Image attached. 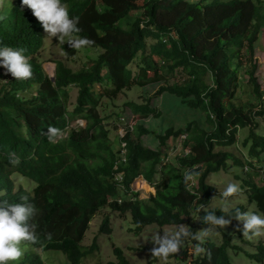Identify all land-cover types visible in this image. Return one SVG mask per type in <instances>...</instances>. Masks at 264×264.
<instances>
[{"label":"trees","instance_id":"1","mask_svg":"<svg viewBox=\"0 0 264 264\" xmlns=\"http://www.w3.org/2000/svg\"><path fill=\"white\" fill-rule=\"evenodd\" d=\"M210 1L62 0L71 16L80 17L82 31L78 35L94 40L92 48L101 52L79 71L64 61H53L55 81L44 71L45 31L31 10L21 9V0L0 10V16L5 17L0 20V47L23 49L34 74L30 80H15L0 67V201L22 203L21 197L27 196L39 210L33 223L40 242L26 244L43 252H62L70 264H81L88 253L98 249L97 238L87 251L82 242L93 218L105 208L121 217L131 215L135 228L129 230L137 234L149 227L190 225L195 215L208 227L202 221L205 210L226 218L234 216L236 208L247 211L244 205L229 211L208 209L214 194L208 180L231 159L236 166L255 169L247 158L216 152V148L235 146L242 129H249L243 146H249L252 159L263 162L264 135L257 132L256 120L264 118V92L256 76V44L264 29V0ZM64 50L68 58L76 54L69 45ZM242 70L260 104L247 107L235 103ZM159 83L163 85L155 97L169 93L187 107L202 111L211 131L200 129L196 122L177 130L168 128L157 135L159 148L154 150L142 142L143 136L152 133L149 129L137 125L129 130L122 139L127 145V161L119 172L126 193L119 203L121 193L113 175L120 150L114 147L99 108L105 99L114 101L134 87ZM70 87L78 89L71 110ZM126 106L142 119L162 116L150 100L130 101ZM77 120L86 121V126L71 127ZM49 126L65 133L57 143H49L42 135ZM171 139L183 142L176 164L165 162ZM13 151L20 158L15 167L8 162V153ZM186 172L197 174L190 188L184 182ZM15 175L34 182L33 190L17 189ZM140 176L155 189L148 199H140L139 192L131 190ZM243 186L249 203L264 216V183L246 180ZM45 233H51L52 238L46 239ZM100 233H113L109 214L104 216ZM232 239L224 233L221 244L211 239L203 242L212 252L210 262L206 256L192 254L189 263L193 248L184 244L167 264H172L171 260L234 264L229 249L239 247ZM114 255L116 260L105 264H132L119 247L114 248ZM250 256L264 264V244H257ZM22 259L10 264H44L39 253H24ZM158 260L154 257L149 264Z\"/></svg>","mask_w":264,"mask_h":264},{"label":"rangeland","instance_id":"2","mask_svg":"<svg viewBox=\"0 0 264 264\" xmlns=\"http://www.w3.org/2000/svg\"><path fill=\"white\" fill-rule=\"evenodd\" d=\"M15 2L16 0H0V10H3L5 7L10 6L11 3ZM65 45H67L66 41L61 44L57 38H47V34L45 33V47L41 53V62L43 63V68L47 75H53L55 72L56 64L53 61H64L73 71H79L89 62L91 58H95L101 52V50L97 48H85L79 50L78 52L76 51L75 55L68 58L64 50ZM256 51V59L259 63L256 76L258 77L262 91L264 92V29L262 30L260 40L256 44ZM2 72L5 73V69ZM240 77L241 88L239 89L238 97L236 98L235 103H242L247 105V107H250L253 104H260L258 99L252 94V87L248 84V76L245 74L244 70H242ZM161 85H163V83L152 84L143 88L134 87L132 90L125 91L114 101L107 99L102 101L101 107L99 108V114L104 119V124L110 131V139L112 140L115 148H118L120 145L117 134L120 122H128L134 127L137 125H144V127L149 129L152 133L150 135L143 136L142 142L145 146L154 150L159 148L157 135H163L168 128H174L177 130L185 128L191 122H196L200 129L211 131V127L207 123L206 117L202 111L187 107L179 98L169 93L155 97L154 95ZM68 91L70 94L69 108L71 110L76 104L78 89L76 87H70ZM26 95H31V93H26ZM147 100H150L151 105L162 113L161 117H149L146 119L135 117L131 109L126 106V103L130 101L145 103ZM122 118L125 119V122L121 121ZM256 121L258 123L257 132L264 135V118L258 117ZM76 126L85 127L86 121L77 120L71 125V127ZM248 135L249 129L246 128L240 130L238 134V143L235 146L225 149L216 148V152L224 151L233 154L234 157L239 159L247 158L256 165L255 169L248 166L245 168L236 166L234 164V160L231 159L225 169L212 174L209 177L208 183L214 187V194L212 195V202L210 203L208 209L216 208L223 210L227 208V211H229L237 206L244 205L247 208V211L262 215L258 212L255 204L249 203L244 192L246 187L244 188L243 185L246 180L254 182L257 185H262L264 183V155L262 156L263 162H260L257 158L252 159L250 157L249 146H243V142ZM182 150V140L171 139L168 142V153L166 155L165 162L169 161L168 163L176 164L177 157L178 155H181ZM156 179H160V175H157ZM14 180L17 189L19 187H23L28 191H32L35 187L34 182L19 175H15ZM139 180L142 179H136L133 186L138 190L140 199H148L151 194H154L155 189L147 182L146 183L149 186L148 190L139 189L136 187ZM229 183H236L240 188V192L235 194L233 197L228 198V201H225L221 197V193L226 189ZM107 214L111 217L113 227V233L111 235L100 233L101 223L104 216ZM237 224H239V222L234 220L228 228H216L213 234L205 238V240L211 239L212 241L221 244L223 242L224 233L231 235L233 237L231 242L239 247V249H229V256L232 262L234 264H259L256 260L251 258L250 254L256 252L257 244L260 242L264 244V236L254 237L251 239L246 238L242 235V232L235 231ZM187 226L189 231H191L190 228H192L194 232L207 228L200 224V220L197 215L193 216L192 223ZM133 228H135V226L132 223L131 215L128 214L127 216L121 217L119 212H115L110 208L103 209L91 221L90 227L82 242V247L87 251L93 245L94 239L97 238L96 244L98 249L88 253L81 264H105L109 261H115V247H119L132 264H149L154 259V257L150 254V250L154 247L151 241L152 237L157 233H161V235H163L162 232L164 231L174 233L178 230L177 226L164 228L155 226L144 229L141 233L137 234L134 233V230L132 232L129 230ZM184 244H187L192 248L195 246L191 238L186 239ZM21 247L24 253H30L36 250L35 252L39 253L44 264H70L62 252H43L41 249H34L31 245L26 243L22 244ZM191 255L192 253H190V257L188 258L189 263L192 260ZM170 263L185 264L184 262L179 263L176 260H171ZM156 264H164V262L159 259Z\"/></svg>","mask_w":264,"mask_h":264},{"label":"clouds","instance_id":"3","mask_svg":"<svg viewBox=\"0 0 264 264\" xmlns=\"http://www.w3.org/2000/svg\"><path fill=\"white\" fill-rule=\"evenodd\" d=\"M24 8L31 10L33 16L42 25L47 38H57L61 44L66 41L67 45L77 52L81 49L91 48L95 44L94 40L78 35L82 31L78 27L80 17L71 16L68 4L63 3L62 0H21V9ZM3 19L5 17L0 16V20ZM0 67L5 69V75L10 74L15 80H30L34 75L30 59L24 55L23 49H14L9 46L0 47ZM49 77L51 78V75ZM42 135L48 139L49 143H57L65 133L59 128L49 126L47 132H43ZM8 162L15 167L20 163V158L14 151L9 152ZM196 175L194 172L185 173L186 187L190 188L189 182L193 184L196 182ZM239 192L240 188L236 183H229L221 193V197L228 201V198ZM21 200L22 203L0 201V264L20 262L24 255L21 245L40 242L36 224L33 223L39 210L34 204L28 202L27 196H22ZM203 208L204 206L201 205V209ZM223 211H227V208ZM233 220L239 222L235 231L242 232L244 237L251 239L264 236V216L262 215L251 211L244 212L236 208L234 216L226 218L224 215L217 216L215 213L205 210L202 221L208 225L207 228L194 232L189 231L187 225L181 224L174 233L168 231L162 232L163 235L157 233L151 239L154 247L150 250V254L167 264L169 257L179 254L185 240L191 238L201 242L193 247L192 254L206 256L210 262L212 252L202 246L203 241L213 234L216 228H228ZM45 238L50 240L52 234L45 233ZM35 251L33 253H37Z\"/></svg>","mask_w":264,"mask_h":264},{"label":"built area","instance_id":"4","mask_svg":"<svg viewBox=\"0 0 264 264\" xmlns=\"http://www.w3.org/2000/svg\"><path fill=\"white\" fill-rule=\"evenodd\" d=\"M122 122H125V119L122 118L121 119ZM134 126L130 125L128 122L127 123H119L118 129H117V134L119 139H121V141L119 142V158L117 160V162L115 163V167L114 169L116 170V173L113 175V180L116 181L118 183V188L119 191L121 193V196L117 199L119 203L122 202L123 196H125L124 194L126 193V188L125 185L123 183L124 179H123V174L121 172H119V167L122 166L123 164L126 163L127 161V157H126V142L122 139H124L128 133L129 130H133ZM185 136L182 137V139H184ZM182 146H183V142H182ZM183 151V150H182ZM189 151L186 150L185 154H188ZM138 179V178H137ZM136 182V180L131 184V190L132 192H138L137 189L134 188L133 184ZM191 186H193V183H191ZM132 196V195H131Z\"/></svg>","mask_w":264,"mask_h":264},{"label":"bare ground","instance_id":"5","mask_svg":"<svg viewBox=\"0 0 264 264\" xmlns=\"http://www.w3.org/2000/svg\"><path fill=\"white\" fill-rule=\"evenodd\" d=\"M136 187H138L139 189H145V190H148V188H149V186L147 185L146 181H144V180H139L137 182Z\"/></svg>","mask_w":264,"mask_h":264},{"label":"water","instance_id":"6","mask_svg":"<svg viewBox=\"0 0 264 264\" xmlns=\"http://www.w3.org/2000/svg\"><path fill=\"white\" fill-rule=\"evenodd\" d=\"M51 78H52L53 81H55V74L51 75ZM139 178H141L142 180H144L142 176H140Z\"/></svg>","mask_w":264,"mask_h":264}]
</instances>
